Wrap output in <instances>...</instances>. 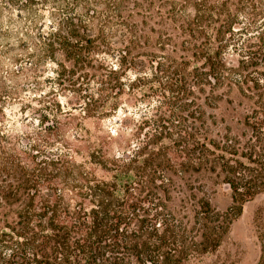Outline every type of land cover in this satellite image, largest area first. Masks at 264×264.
<instances>
[{"label": "trees", "instance_id": "1", "mask_svg": "<svg viewBox=\"0 0 264 264\" xmlns=\"http://www.w3.org/2000/svg\"><path fill=\"white\" fill-rule=\"evenodd\" d=\"M259 194L264 0H0V264H202Z\"/></svg>", "mask_w": 264, "mask_h": 264}, {"label": "rangeland", "instance_id": "2", "mask_svg": "<svg viewBox=\"0 0 264 264\" xmlns=\"http://www.w3.org/2000/svg\"><path fill=\"white\" fill-rule=\"evenodd\" d=\"M56 72H58V68L55 64L48 63L45 65L38 79L39 84L36 92L46 98L54 95L65 109L72 110L76 114H82V107L77 104L83 103V99L78 98L79 94L75 91L76 86L61 84ZM82 82L84 87V79ZM28 97L30 96L26 94L25 99ZM234 102V105H237V99ZM32 103L37 105L35 102ZM20 107V103L14 102L7 109L8 118L16 124L19 121H25L26 116L29 115V113H22ZM125 107L126 105H122L116 115L121 116V111ZM239 110L241 111V109ZM85 124L91 126V120H86ZM103 125L105 128L114 126L109 118L103 121ZM214 188L215 191L208 195L210 202L219 210L226 209L231 204L227 186H215ZM263 230L264 194H259L243 204L241 214L231 224L229 238L216 252L206 256L202 264H256L260 253L257 235Z\"/></svg>", "mask_w": 264, "mask_h": 264}]
</instances>
